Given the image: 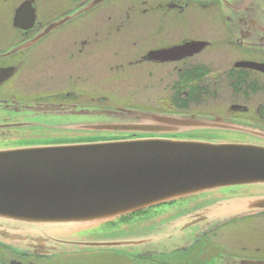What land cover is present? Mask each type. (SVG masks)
<instances>
[{
  "label": "flooded vegetation",
  "instance_id": "flooded-vegetation-1",
  "mask_svg": "<svg viewBox=\"0 0 264 264\" xmlns=\"http://www.w3.org/2000/svg\"><path fill=\"white\" fill-rule=\"evenodd\" d=\"M259 37L264 0H0V149L134 136L84 130L107 106L222 124L158 136L264 145ZM259 193L223 187L70 229L0 219V264H264V210L214 227L194 213Z\"/></svg>",
  "mask_w": 264,
  "mask_h": 264
},
{
  "label": "water",
  "instance_id": "water-1",
  "mask_svg": "<svg viewBox=\"0 0 264 264\" xmlns=\"http://www.w3.org/2000/svg\"><path fill=\"white\" fill-rule=\"evenodd\" d=\"M95 115L84 130L134 136L0 149V219L70 229L223 187H264V145L155 135L219 122L114 106ZM259 210L264 193L194 213L214 227Z\"/></svg>",
  "mask_w": 264,
  "mask_h": 264
},
{
  "label": "rangeland",
  "instance_id": "rangeland-1",
  "mask_svg": "<svg viewBox=\"0 0 264 264\" xmlns=\"http://www.w3.org/2000/svg\"><path fill=\"white\" fill-rule=\"evenodd\" d=\"M126 108V107H125Z\"/></svg>",
  "mask_w": 264,
  "mask_h": 264
}]
</instances>
